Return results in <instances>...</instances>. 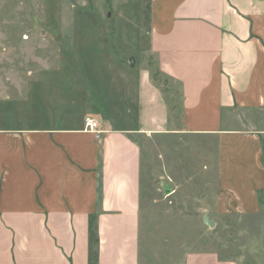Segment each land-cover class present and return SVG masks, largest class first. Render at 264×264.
Instances as JSON below:
<instances>
[{
    "label": "crops",
    "instance_id": "1",
    "mask_svg": "<svg viewBox=\"0 0 264 264\" xmlns=\"http://www.w3.org/2000/svg\"><path fill=\"white\" fill-rule=\"evenodd\" d=\"M113 4L103 15L115 39L102 51L67 32L71 54L93 60L59 59L51 31L12 36L35 56L15 66L33 73L0 83V264H239L154 233L144 152L181 131L233 135L257 122L264 133L254 119L264 112V0ZM239 119L244 130L230 128Z\"/></svg>",
    "mask_w": 264,
    "mask_h": 264
},
{
    "label": "rangeland",
    "instance_id": "2",
    "mask_svg": "<svg viewBox=\"0 0 264 264\" xmlns=\"http://www.w3.org/2000/svg\"><path fill=\"white\" fill-rule=\"evenodd\" d=\"M105 10L106 15L115 13L113 0H0V83L9 74L33 73L15 68L32 61L35 54L18 47L13 35L51 31L61 47L59 59H96L98 54H71L67 32H77L80 44L91 39L86 43L89 48L102 51L108 36L115 39L107 29L116 22L112 16L105 24ZM124 13H135V8L124 7ZM3 33L11 37L3 39ZM110 54L117 60L126 55ZM254 119L264 120V112H255ZM256 124L251 129L256 131L233 135L181 131L150 141L144 152L143 208L150 210L145 222L154 233L177 238L182 252L214 250L239 264H264V133L257 131L262 125ZM232 127L245 128L240 119ZM205 217L214 225L206 223ZM144 230L142 244L146 245ZM146 252L144 247L143 258ZM159 252H166L165 248Z\"/></svg>",
    "mask_w": 264,
    "mask_h": 264
},
{
    "label": "built area",
    "instance_id": "3",
    "mask_svg": "<svg viewBox=\"0 0 264 264\" xmlns=\"http://www.w3.org/2000/svg\"><path fill=\"white\" fill-rule=\"evenodd\" d=\"M99 121L95 117L88 116L85 119V130L94 133L97 137L100 136L101 130H98Z\"/></svg>",
    "mask_w": 264,
    "mask_h": 264
},
{
    "label": "water",
    "instance_id": "4",
    "mask_svg": "<svg viewBox=\"0 0 264 264\" xmlns=\"http://www.w3.org/2000/svg\"><path fill=\"white\" fill-rule=\"evenodd\" d=\"M204 221H205L206 223H208L210 226H213V225H214V222L211 221L208 217H205V218H204Z\"/></svg>",
    "mask_w": 264,
    "mask_h": 264
}]
</instances>
